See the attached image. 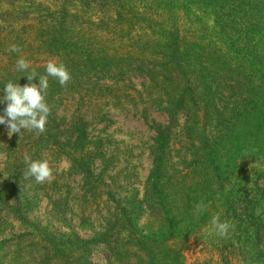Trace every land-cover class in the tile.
Listing matches in <instances>:
<instances>
[{
	"label": "rangeland",
	"instance_id": "obj_1",
	"mask_svg": "<svg viewBox=\"0 0 264 264\" xmlns=\"http://www.w3.org/2000/svg\"><path fill=\"white\" fill-rule=\"evenodd\" d=\"M231 1L225 40L210 0H0V97L49 59L72 76L49 77L43 134L0 124V264H264V0ZM213 215L234 229L209 235Z\"/></svg>",
	"mask_w": 264,
	"mask_h": 264
},
{
	"label": "clouds",
	"instance_id": "obj_2",
	"mask_svg": "<svg viewBox=\"0 0 264 264\" xmlns=\"http://www.w3.org/2000/svg\"><path fill=\"white\" fill-rule=\"evenodd\" d=\"M9 51L19 52L20 48L16 44L9 46ZM30 61L21 57L16 61V69L28 71ZM46 74L40 75L33 68L27 76L29 83L21 86L11 81L5 84L4 95L0 97V103H6L3 114L0 115V124L7 128V135L21 134L22 130L34 131L36 135L46 131V124L51 113V108L46 102L49 88V77L56 79L62 87H66L71 81L72 76L68 68L62 62H57L54 58L49 59L45 65ZM39 77V83H33L34 78ZM24 162L27 165L23 172V178L28 180L34 178L37 184L51 182L54 179L53 170L47 159L33 160L30 155L25 153ZM206 206L201 202L196 206V211L205 210ZM212 230L209 235L214 233L221 237L227 236L229 229H234L227 220L221 221L219 215H213L211 221Z\"/></svg>",
	"mask_w": 264,
	"mask_h": 264
},
{
	"label": "trees",
	"instance_id": "obj_3",
	"mask_svg": "<svg viewBox=\"0 0 264 264\" xmlns=\"http://www.w3.org/2000/svg\"><path fill=\"white\" fill-rule=\"evenodd\" d=\"M233 1L231 0H210V5L205 4V7L207 8H212L213 13L217 12L218 14H222V20L221 22L214 27H211L210 30L212 31H217L218 28L222 29L221 31H217L216 35H218L220 38L223 39H229L232 35L235 36H240L242 29H243V24L239 22L238 20V14L235 9L231 7V3ZM219 3V4H218ZM261 9L259 8L260 12V17L255 20V25L260 29V31L264 32V5H260ZM256 13H257V8H256ZM187 17L192 16L193 11L191 10H186ZM258 14V13H257ZM253 25V24H252ZM242 27V28H239ZM172 47H173V55H172V62L178 66L180 69H183V54L181 51V42L182 40L180 39L178 34L172 35ZM262 38V37H261ZM260 38L261 42H259V52L262 55L264 53V48H263V40ZM259 62V61H258ZM260 65L262 68L261 74L264 73V57L260 60ZM262 118L264 119V103L260 107V113H259ZM264 129V124L262 126L260 125L258 129V134L257 136L259 137V144L257 143L256 148L259 149V155L257 154L255 158L259 161L260 163L264 164V133L262 131ZM258 141V138H257Z\"/></svg>",
	"mask_w": 264,
	"mask_h": 264
}]
</instances>
